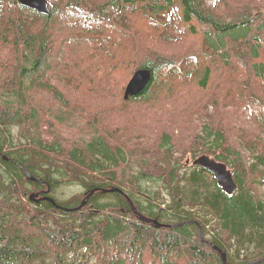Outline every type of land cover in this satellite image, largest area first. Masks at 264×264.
Returning <instances> with one entry per match:
<instances>
[{"label":"trees","instance_id":"trees-1","mask_svg":"<svg viewBox=\"0 0 264 264\" xmlns=\"http://www.w3.org/2000/svg\"><path fill=\"white\" fill-rule=\"evenodd\" d=\"M49 7L0 0V264H264V0Z\"/></svg>","mask_w":264,"mask_h":264},{"label":"water","instance_id":"water-1","mask_svg":"<svg viewBox=\"0 0 264 264\" xmlns=\"http://www.w3.org/2000/svg\"><path fill=\"white\" fill-rule=\"evenodd\" d=\"M18 4L22 7H25L30 10H34L39 14H44L47 16H50V8L48 5L47 0H18ZM152 73L150 70L146 69H140L137 70L133 76L130 78L129 82L127 83L125 89H124V100H127L129 97H133L138 95L149 83L151 79ZM193 165L200 166L201 168L205 169L207 172L211 173L216 180L217 185L222 189V191L227 194L231 195L234 193L236 189V184L232 178V175L230 171L227 169V167L217 161H214L208 156L201 155L198 158H196L193 162ZM30 181H33V178H29ZM49 191V190H48ZM93 194V191L90 192L89 195L86 196L85 200L89 198L90 195ZM38 194H33L30 196V199L32 201L38 202L39 199H37ZM85 200L82 201L81 205L78 208H81L85 204ZM131 208L134 210V207L132 204ZM74 208V209H78ZM135 214H138L136 211H134ZM139 218L142 221H146L148 223L153 222L157 227V223L155 221L147 220L143 218L142 216L138 215ZM222 258L224 259V254H221Z\"/></svg>","mask_w":264,"mask_h":264},{"label":"rangeland","instance_id":"rangeland-1","mask_svg":"<svg viewBox=\"0 0 264 264\" xmlns=\"http://www.w3.org/2000/svg\"><path fill=\"white\" fill-rule=\"evenodd\" d=\"M53 1L54 0H48V2H50V3H52ZM211 2L212 1H209V3H211ZM159 17H161V19H163V20L167 18L165 16V14H162V13H160ZM192 92L197 93V92H199V90L197 89L196 86H193ZM261 136H264V134H261ZM238 148L241 152V155L243 156L244 161L246 162V164H248L251 160V158L249 157V153L246 152V150H248V149H246V147L242 144L241 141H239V143H238ZM187 160L191 161V159H187ZM260 188L262 189V187H260ZM82 192H83V190L78 184H65V183L62 184L61 183L56 188L55 196L58 199H60L61 201L69 200V199L76 200V197L78 195H80Z\"/></svg>","mask_w":264,"mask_h":264},{"label":"bare ground","instance_id":"bare-ground-1","mask_svg":"<svg viewBox=\"0 0 264 264\" xmlns=\"http://www.w3.org/2000/svg\"><path fill=\"white\" fill-rule=\"evenodd\" d=\"M148 85V84H147ZM130 98V97H129ZM206 156V155H205ZM214 160V159H213ZM194 161V160H193ZM216 161V160H215ZM193 165V164H192ZM235 192V191H234ZM84 206V205H83ZM153 223V222H152Z\"/></svg>","mask_w":264,"mask_h":264}]
</instances>
